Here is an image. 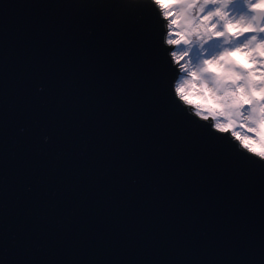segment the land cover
Segmentation results:
<instances>
[{
	"label": "water",
	"instance_id": "water-1",
	"mask_svg": "<svg viewBox=\"0 0 264 264\" xmlns=\"http://www.w3.org/2000/svg\"><path fill=\"white\" fill-rule=\"evenodd\" d=\"M127 2L0 0V264H264V165L175 107Z\"/></svg>",
	"mask_w": 264,
	"mask_h": 264
},
{
	"label": "snow or ice",
	"instance_id": "snow-or-ice-1",
	"mask_svg": "<svg viewBox=\"0 0 264 264\" xmlns=\"http://www.w3.org/2000/svg\"><path fill=\"white\" fill-rule=\"evenodd\" d=\"M185 10L193 15L187 20L188 28L183 32L170 34L167 25L170 21L175 27L178 23L172 8L177 4H168L164 0H148L163 22L162 43L166 49L169 71L172 73L170 91L175 107L192 122H199L211 134L227 137L237 149L253 157L264 165V151L256 152L246 137L233 139V125L236 121L253 124L264 122V25L255 24L256 15L245 22L248 13L264 12V0H180ZM129 7H142L137 0H128ZM194 37H199L196 41ZM235 40V46L231 41ZM211 41V43H209ZM224 47L221 49L220 42ZM183 48L180 55L174 46ZM187 46V47H184ZM244 53L251 63L242 62L234 53ZM186 76L202 82L201 94L210 100L203 106L204 111L212 116H227V123H214L203 112L196 113L187 105L193 103L185 84L177 77ZM211 80L212 87L203 83ZM178 85V86H177ZM197 107H201L197 105ZM202 117V118H201ZM250 128V132L256 131ZM239 141H243L241 145ZM255 154V155H253Z\"/></svg>",
	"mask_w": 264,
	"mask_h": 264
},
{
	"label": "rangeland",
	"instance_id": "rangeland-1",
	"mask_svg": "<svg viewBox=\"0 0 264 264\" xmlns=\"http://www.w3.org/2000/svg\"><path fill=\"white\" fill-rule=\"evenodd\" d=\"M173 1V0H172ZM175 2H172L171 4H177V7H173L171 10L172 12L175 13H180L179 15L176 16V19L178 21L177 25L173 27L169 21L168 23V32L170 34L169 38H178V37H173L171 34L176 33V32H183L186 31L188 28L187 20L193 15L191 10H185L184 4L180 2V0H174ZM256 2V0L252 1ZM176 9V10H174ZM254 13L249 12L248 16L245 17V22H249L251 16ZM254 23V21H252ZM261 25H264V17L262 19ZM196 41L199 40V37L194 38ZM221 43V49L224 47H228V45H224L223 41ZM236 41L233 40L231 41V46H235ZM187 47V46H184ZM183 48L179 45L174 46V51L176 52L177 55H180L182 52ZM236 58L241 60L242 62H247L251 63V61H248L247 58L245 57L244 53H236ZM180 83L185 84V90L189 93V98L193 101L192 104H190L191 109L196 112V113H201L203 112L204 115H208L209 118H211L214 123H227L228 117L225 116H220L217 114L216 116H212L211 114H208L206 111H204L205 105H207L209 102H212L210 100H205L204 95L201 94V87H202V82L200 80H193L190 83H185V81H188V77L186 76H181L178 78ZM203 83L207 84L209 88L212 87L211 80H205ZM178 86V85H177ZM197 105H200L201 107H197ZM250 128H256L257 130L254 132H250ZM233 135L238 138V137H246L249 144L253 148L256 149V152L259 153L260 151H264V122H261L260 124H253L251 121L248 123H245L244 121H236L235 124L233 125ZM243 143V141H241Z\"/></svg>",
	"mask_w": 264,
	"mask_h": 264
},
{
	"label": "trees",
	"instance_id": "trees-1",
	"mask_svg": "<svg viewBox=\"0 0 264 264\" xmlns=\"http://www.w3.org/2000/svg\"><path fill=\"white\" fill-rule=\"evenodd\" d=\"M252 1H254V0H252ZM164 2L165 3H168V4H170V5H172L171 3L172 2H175L174 0L172 1V0H164ZM201 2H202V0H201ZM174 10H176V9H174ZM195 38V37H194ZM209 43H211V41L209 42ZM220 46H221V43H220Z\"/></svg>",
	"mask_w": 264,
	"mask_h": 264
},
{
	"label": "clouds",
	"instance_id": "clouds-1",
	"mask_svg": "<svg viewBox=\"0 0 264 264\" xmlns=\"http://www.w3.org/2000/svg\"><path fill=\"white\" fill-rule=\"evenodd\" d=\"M234 55H235V53H234Z\"/></svg>",
	"mask_w": 264,
	"mask_h": 264
},
{
	"label": "bare ground",
	"instance_id": "bare-ground-1",
	"mask_svg": "<svg viewBox=\"0 0 264 264\" xmlns=\"http://www.w3.org/2000/svg\"><path fill=\"white\" fill-rule=\"evenodd\" d=\"M191 107V106H190Z\"/></svg>",
	"mask_w": 264,
	"mask_h": 264
}]
</instances>
